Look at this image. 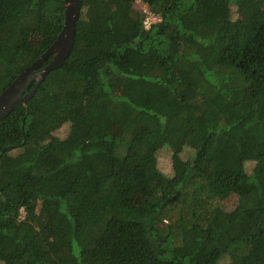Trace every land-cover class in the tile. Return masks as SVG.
Instances as JSON below:
<instances>
[{
  "label": "trees",
  "instance_id": "16d2710c",
  "mask_svg": "<svg viewBox=\"0 0 264 264\" xmlns=\"http://www.w3.org/2000/svg\"><path fill=\"white\" fill-rule=\"evenodd\" d=\"M135 1L81 0L0 118V264H264V0ZM63 21L0 0V92Z\"/></svg>",
  "mask_w": 264,
  "mask_h": 264
},
{
  "label": "water",
  "instance_id": "95a60500",
  "mask_svg": "<svg viewBox=\"0 0 264 264\" xmlns=\"http://www.w3.org/2000/svg\"><path fill=\"white\" fill-rule=\"evenodd\" d=\"M63 7L64 21L55 39L0 92V118L6 116L17 104H25L48 72L60 67L69 56L74 42L75 23L79 17L81 0H63ZM50 55L49 61L42 65ZM32 82L33 85L28 89Z\"/></svg>",
  "mask_w": 264,
  "mask_h": 264
},
{
  "label": "rangeland",
  "instance_id": "374dc122",
  "mask_svg": "<svg viewBox=\"0 0 264 264\" xmlns=\"http://www.w3.org/2000/svg\"><path fill=\"white\" fill-rule=\"evenodd\" d=\"M134 6L138 9H140V11H144V9L147 8L146 4L144 2H142L141 0H136L134 2ZM64 132H65V127H62L61 129H59V134H64ZM183 154L184 153H182V155ZM157 156H158V164H159L160 168L165 172H170V169H171L170 151L167 148H162L158 152ZM201 164H200L201 168L208 165L206 162H202ZM252 164H253L252 161H247L246 162L247 168L250 169ZM200 166H196V167H200ZM222 260H227V257L222 258ZM223 263H226V262H223Z\"/></svg>",
  "mask_w": 264,
  "mask_h": 264
},
{
  "label": "built area",
  "instance_id": "2783aa9c",
  "mask_svg": "<svg viewBox=\"0 0 264 264\" xmlns=\"http://www.w3.org/2000/svg\"><path fill=\"white\" fill-rule=\"evenodd\" d=\"M143 12H145L143 22L146 27H148L152 22L159 19V16L157 14L147 8H145Z\"/></svg>",
  "mask_w": 264,
  "mask_h": 264
}]
</instances>
